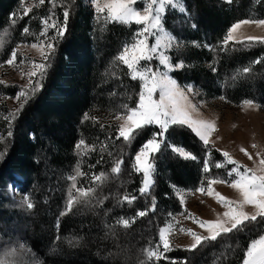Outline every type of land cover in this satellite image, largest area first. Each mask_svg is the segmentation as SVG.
<instances>
[{
	"label": "trees",
	"instance_id": "obj_1",
	"mask_svg": "<svg viewBox=\"0 0 264 264\" xmlns=\"http://www.w3.org/2000/svg\"><path fill=\"white\" fill-rule=\"evenodd\" d=\"M34 1L32 11L24 16L22 0H0V57L8 56L20 43L36 41L41 19L49 14L52 5L49 0L43 5ZM184 3L186 14L168 9L164 17L165 28L185 45L178 52H170L174 62L182 59L186 65L174 71L172 77L181 86L194 85L207 99L225 96L223 101L228 104L252 99L264 108V63L251 64L264 57V44L230 43L228 50H218L232 23L250 17L264 19V0H234L232 4L222 0H184ZM54 11L55 18L63 23V8L58 6ZM13 13L23 16L14 26ZM94 15L83 0H71L67 30L57 42L42 87L13 121V136L6 144H0V151L6 149V155L0 159V237L7 230L13 231L17 238L28 242L40 264H142L146 260L143 250L155 247L159 241L158 228L170 220L168 214L181 211L172 186L194 189L203 175L207 149L187 126L173 125L156 157L155 183L150 195L143 197L136 191L141 176L132 172L130 158L158 129L149 126L132 145H126L122 138L116 139V126L110 119L122 103L132 104L134 94L139 91V82L129 78L126 67H113V57L121 42L128 40L137 26L110 23L101 33ZM25 26L35 35H22ZM193 41L201 47L191 46ZM204 44L214 46L217 51L204 48ZM210 64L216 67V72ZM245 66H251L250 74L233 80L237 70ZM112 72L119 78L113 77ZM9 91L12 96L18 90ZM85 113L96 117V121L85 120ZM0 132L6 136L7 125L2 124ZM81 138L93 145L95 151L77 156L75 145ZM105 143L107 151L114 155L122 152L124 159L120 174H110L97 188L96 198L108 199L103 205L95 200L90 205H78L73 212L60 217L57 229L56 221L70 184L66 178L74 174L77 161L81 162V170L89 173L88 178H78V186L88 187L92 172L110 173L111 158L107 151L101 152ZM169 144L183 147L198 160L181 158ZM211 152L212 164L223 160L217 151ZM102 156V162L96 164ZM222 174L223 170L211 168V175ZM15 182L23 194L31 197L33 209L27 210L7 196L8 184ZM125 191L138 197L131 206L118 202ZM152 196L156 198L154 212L138 218L128 228L115 223L121 216L131 217L137 210L151 207ZM262 232L264 224H249L243 231L222 236L194 252L175 249L159 261L153 258L150 264H170L173 259L184 258L190 264H240L247 242Z\"/></svg>",
	"mask_w": 264,
	"mask_h": 264
},
{
	"label": "snow or ice",
	"instance_id": "obj_2",
	"mask_svg": "<svg viewBox=\"0 0 264 264\" xmlns=\"http://www.w3.org/2000/svg\"><path fill=\"white\" fill-rule=\"evenodd\" d=\"M224 2L232 4L234 0H224ZM44 3L45 0H39L40 5ZM49 3L52 8L49 9V14L41 19L39 34L35 35L32 33L28 26H25L22 30V35L24 36L35 35L36 42L32 43L30 47L37 51L41 62L37 63L34 60H30L29 64L31 66L26 72H21L22 78L27 77V82L16 93L15 99L19 102V107L3 117L7 121V135L5 136L4 133L0 132V144H6L7 140L13 136V121L31 96L42 87V80L50 66L51 57L55 52L57 42L63 38L67 30L71 0H59V3L58 0H49ZM90 4L94 10V19L97 22L98 30L101 33L106 30V26L110 23H119L127 26L134 24L137 26V30L131 34V37L121 42L117 55L113 57V67L120 65L126 67L129 78L139 82V91L134 94L133 103H122L115 112L116 139L122 138L126 145H132L138 137L145 134L149 126H155L158 129V131H153L150 134V138L146 139L139 149L135 151L134 156L130 158L132 172L141 176L140 186L136 190L139 195L147 197L151 193L155 183L156 157L165 146V137L170 126H187L207 149L201 169L203 175L199 185L194 189H176L175 185L172 187L176 191L182 207L186 203L187 195L199 193L214 199L224 211L217 212L214 219H203L184 207L183 211L178 215L185 220H191L193 224L203 230V232H199L191 227L182 225L179 227V232L187 235L191 240V243L183 246L184 250L194 252L210 242L217 241L222 236L243 231L249 224H264V149L255 151L253 155L244 147L241 146L239 148V151L249 161H252V166H248L234 159L228 151L217 148L216 151L220 152L223 160L216 161L214 167L216 169L226 168L227 165H232V167L227 169V178L220 175H211V168L213 167L212 152L208 146L210 143L214 145L210 137L218 131L215 121L202 118L197 103H193V100L190 99V97L199 95L195 90V86L186 84L182 87L170 75L172 72L183 69L186 66L182 59L174 62L169 54L174 48L184 47V44L177 36L165 28L164 17L169 7L181 14H186L187 9L184 0H90ZM140 4L143 6L138 7ZM58 6L63 8V23L55 18L54 9ZM21 7L24 16L32 11V6H24L23 0ZM18 19H23V16L17 17L13 13L11 17L13 26ZM252 25L257 29L264 30V19L250 17L232 23L220 41L218 50H228L230 43L234 45L244 43L248 45L253 43L264 44V35H245L243 33L242 28L244 26ZM50 29L54 30L51 36L49 35ZM4 31L7 32L8 29ZM192 44L195 47H201L198 42L193 41ZM203 47L210 51H217L214 46L209 44H204ZM233 50L235 49L233 48ZM17 54V49H13L10 58L3 63L8 66L18 67L16 63ZM154 61L156 63H153ZM23 63L24 60H21L20 64ZM260 63H264V57L251 62V64ZM209 67L213 72L217 71L213 64H210ZM251 70V66L238 69L232 79L235 80L240 76L250 74ZM112 76L119 78L115 72H112ZM4 83L5 81L0 79V84ZM129 99L131 100L133 97L130 96ZM219 99L226 100V97L220 96ZM198 103L203 104L204 102L199 101ZM241 104L242 108L258 109L260 107L252 99H245ZM84 119L96 121V117H90L87 113H85ZM103 127L101 125V128ZM107 147L105 143L101 148V152L107 151ZM168 147L183 159L198 160L197 156L191 154L183 147L171 144ZM251 147L252 149H258L259 146L253 143ZM75 151L77 156L83 157L89 152L95 151V147L86 144V141L81 138L75 145ZM107 154L111 158L112 164L110 173L106 171L92 172L88 187L78 186V178H88L89 173L83 172L81 170V162L77 161L73 169L74 174H70L66 178L70 181V184L67 189L63 210L60 211L56 221L57 229L60 226V217L73 212L78 205H90L93 200H95L96 204L103 205L104 200L108 199L106 196L102 199H97V188L108 180L110 174L114 176L120 174L124 159L122 152L114 155L111 151H107ZM5 155L6 149L5 151H0V159H3ZM102 160L103 156L96 161V164H100ZM89 167L95 168L96 165H90ZM219 184L227 185L233 189L237 193V197L234 199L229 198L216 191L214 186ZM137 199L138 197L135 194L125 191L118 198V202L121 205L126 202L131 206ZM201 202L203 203V201ZM20 206L27 210L33 209L34 204L28 194H23ZM155 209L156 198L152 196L151 207L137 210L135 215L131 217L121 216L115 223L128 228L138 218L147 216L150 211L154 212ZM168 215L170 220L166 222L165 226L158 228L159 241L155 244V247L149 246L143 250L146 260L142 264H150L153 258L159 261L166 253L173 251L174 247H181L180 245L174 246L171 239L175 234L176 225H180V220L172 213ZM19 247L25 250L23 244ZM9 254L15 256L16 250H11ZM0 264H4V261L0 260ZM11 264H22V261H12ZM170 264H190V262L188 258L182 260L173 259ZM240 264H264V232L247 242L246 248L243 249V259Z\"/></svg>",
	"mask_w": 264,
	"mask_h": 264
},
{
	"label": "rangeland",
	"instance_id": "obj_3",
	"mask_svg": "<svg viewBox=\"0 0 264 264\" xmlns=\"http://www.w3.org/2000/svg\"><path fill=\"white\" fill-rule=\"evenodd\" d=\"M33 2L35 3L34 0H25L23 4L24 6H32ZM83 2H85V4L90 6V8L93 10L90 4V0H83ZM142 6H143L142 4L138 5V7H142ZM169 9L171 8L169 7ZM17 12H20V10ZM176 12L179 13L178 11ZM244 28H246L248 31L246 35H264V30L257 29L254 25L244 26L243 29ZM53 33L54 30L50 29L49 35L51 36ZM41 39H43V37H41ZM32 43L34 42L20 43L18 44L19 47H17L18 46L17 45L14 48L17 49V53H18L16 58V63L18 67L8 66L7 64L3 63L8 58H10L12 51L8 56L4 55L0 57V65H3L0 66V79L5 81L4 84H0V126L2 124L7 125L6 124L7 121L4 120L3 117L6 116L10 111H14L19 107V102L15 99L16 93L19 92L21 90V86L26 84L27 82V77L25 76L22 78L21 72L22 71L26 72L28 70V68L31 66L29 64L30 60H34L37 63L41 62V58L39 57L37 51L35 49H31L30 47ZM191 46H193V44H191ZM3 48L4 47H2L1 49ZM181 49H184V47H181L179 49L174 48L171 52H178V50ZM21 60H24L23 64H20ZM172 73L170 74L171 76ZM12 88L13 90L15 91L18 90V91H16L15 95L11 96L9 90H11ZM195 90L199 93V95L195 97H190V99L193 100V103H197L201 117L204 119L214 120L216 127L218 129V131L213 133L212 137H210V140L214 142V145L210 143L209 147L215 151L217 148L221 150H226L232 155L234 159L240 161L245 165L252 166V161H249L248 158L239 151V148L242 146L253 155L255 151L264 149V108L262 107H259L258 109L242 108L241 103L228 104L227 102H224L221 99H207L201 93V91H199L197 88H195ZM199 101H203L204 103L199 104L198 103ZM110 120L116 126L114 117L111 118ZM253 143H256L259 146L258 149H252L251 145ZM218 153L220 154V152ZM215 162L216 161L213 162V166ZM231 167L232 165H227L226 168H222L221 170H223L225 174H222L221 176L227 178V174H226L227 169H230ZM214 187L216 191H219L222 195L226 197L233 199L237 197V193L227 185L219 184V185H215ZM6 190H7L6 191L7 196L10 197V199L14 203L20 205V201L22 200L23 193L19 189V183L15 182L12 184H8ZM201 201H203V203ZM184 207H186L188 211L196 214L197 216L203 219H214L215 214L217 212L224 211V209L220 205H218L214 199H212L207 195H201L199 193H196L195 195L186 196V203L183 207L181 206L180 213L183 211ZM178 214L179 213L174 214V216H176L177 219L180 220V225H176L175 234L171 237V239L174 246L175 245L181 246V247H174V250L175 249L184 250L183 246L191 243V240L187 235L179 232L178 230L179 227L181 225L184 227H191L199 232H203V230L199 229L197 225L192 223L191 220H185L183 219L182 216H179ZM14 234L15 233L13 231L7 230V232H5L4 235H1L0 260H3L4 264H11L12 261H22V264H40L37 256L34 253H32V250L29 247L28 242L23 239L17 238V236ZM21 244L24 245V249L27 251L20 249L19 246ZM13 249L16 250L15 256H11L9 254L10 251ZM161 250H162V246H161ZM169 253L170 252L166 253L165 255Z\"/></svg>",
	"mask_w": 264,
	"mask_h": 264
},
{
	"label": "crops",
	"instance_id": "obj_4",
	"mask_svg": "<svg viewBox=\"0 0 264 264\" xmlns=\"http://www.w3.org/2000/svg\"><path fill=\"white\" fill-rule=\"evenodd\" d=\"M242 31H243V33L246 35V33H248V31H247V29L246 28H242Z\"/></svg>",
	"mask_w": 264,
	"mask_h": 264
}]
</instances>
